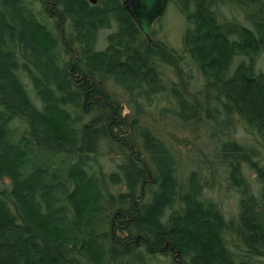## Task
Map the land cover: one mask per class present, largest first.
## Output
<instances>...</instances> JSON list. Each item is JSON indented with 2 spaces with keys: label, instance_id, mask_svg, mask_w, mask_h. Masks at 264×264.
<instances>
[{
  "label": "trees",
  "instance_id": "trees-1",
  "mask_svg": "<svg viewBox=\"0 0 264 264\" xmlns=\"http://www.w3.org/2000/svg\"><path fill=\"white\" fill-rule=\"evenodd\" d=\"M38 1L56 33L0 0V264H264V0H168L176 44L121 0Z\"/></svg>",
  "mask_w": 264,
  "mask_h": 264
},
{
  "label": "rangeland",
  "instance_id": "rangeland-1",
  "mask_svg": "<svg viewBox=\"0 0 264 264\" xmlns=\"http://www.w3.org/2000/svg\"><path fill=\"white\" fill-rule=\"evenodd\" d=\"M25 1L28 4L27 6L28 9L31 8L33 10L34 15L36 16L37 20L40 23H44V22L49 23V27H50L49 30L51 32L56 33L57 32L55 31L57 30L56 25L57 23H59V26H60V22H58V19L54 15L53 10L48 11L46 9V6L42 5L40 1L36 2V4L31 3L32 0H25ZM173 3L172 4L170 3V5L167 3L168 7H166L165 9L166 14L163 13L161 15L162 20L160 18L159 23L155 24V26L161 30L163 28V35L167 34L168 35L167 38H170L176 44L177 39H179V36L182 33V27H183L182 24L184 21H183V18L177 13L179 7L177 5H176L177 7H174ZM244 3H242L243 6L245 5L244 8H246L249 11H260V12L263 11L262 5L258 2H254L252 0H246ZM164 15L166 16L163 17ZM165 30H168V32ZM239 95L240 97L246 100V105L248 106L250 110L252 109L251 111H253L254 107L258 108L259 105L262 106L259 93L253 86H250V85L247 86L241 83ZM161 126H162L161 129L164 130V132H174L175 131L179 135H183V134L186 135L189 132L188 126L190 125L185 126L179 123L177 124L169 123L168 125L162 124ZM176 151L179 153L180 155L179 157L181 158V166L183 167V168L181 167V170L182 172L183 171L185 172L187 168H189V166L186 167L187 160L184 161L185 152L180 147ZM222 200H223V205L225 209L229 210L231 207H234L233 199H231L230 197H224ZM158 257L160 260V264L167 263L166 257H162L161 255Z\"/></svg>",
  "mask_w": 264,
  "mask_h": 264
},
{
  "label": "water",
  "instance_id": "water-1",
  "mask_svg": "<svg viewBox=\"0 0 264 264\" xmlns=\"http://www.w3.org/2000/svg\"><path fill=\"white\" fill-rule=\"evenodd\" d=\"M96 3L98 0H90ZM146 36L154 22L164 13L168 0H121Z\"/></svg>",
  "mask_w": 264,
  "mask_h": 264
},
{
  "label": "flooded vegetation",
  "instance_id": "flooded-vegetation-1",
  "mask_svg": "<svg viewBox=\"0 0 264 264\" xmlns=\"http://www.w3.org/2000/svg\"><path fill=\"white\" fill-rule=\"evenodd\" d=\"M160 17H161V16H160ZM160 17H159V18H160Z\"/></svg>",
  "mask_w": 264,
  "mask_h": 264
}]
</instances>
